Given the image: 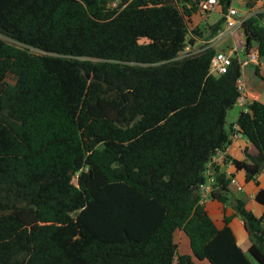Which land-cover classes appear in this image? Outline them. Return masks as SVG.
Masks as SVG:
<instances>
[{
    "label": "trees",
    "instance_id": "trees-1",
    "mask_svg": "<svg viewBox=\"0 0 264 264\" xmlns=\"http://www.w3.org/2000/svg\"><path fill=\"white\" fill-rule=\"evenodd\" d=\"M200 1L0 0V264H195L176 254V230L199 260L264 264V210L231 197L232 176L212 166L210 198L240 217L247 252L200 203L234 126L254 152L224 160L246 181L264 167V104L226 126L237 61L213 76L214 48L178 59L190 34L223 25L190 27ZM262 19L242 27L259 58Z\"/></svg>",
    "mask_w": 264,
    "mask_h": 264
},
{
    "label": "crops",
    "instance_id": "crops-1",
    "mask_svg": "<svg viewBox=\"0 0 264 264\" xmlns=\"http://www.w3.org/2000/svg\"><path fill=\"white\" fill-rule=\"evenodd\" d=\"M218 20L219 16L215 22L207 24L213 25ZM228 44L229 41L224 42L221 45H216L215 51L224 49ZM241 79L244 84L243 97L246 102L251 103L253 101H258L264 104V58H259V65L257 67L255 66L245 68ZM239 113H237L233 124L236 123ZM246 148L250 150V153L254 152L250 147L248 140L236 132L235 135L230 139V144L226 151L216 155V161L213 166L218 168L219 172L225 173L226 177L232 176V178L235 180V184H229L228 187L231 197L242 200L245 204V208L248 211H251L256 217H260L264 208L255 202V195L259 189L264 191V167L262 168L261 173L256 177V182L246 181L243 171H236L231 162H226L224 160L225 157H230L238 161H244V150ZM238 188H240V190H238ZM214 203H217L218 206ZM202 204L218 229L224 227L225 218L229 220L228 227L231 229L236 239L237 245L243 252H247L251 243L244 229L242 220L235 213V210L232 208V206L229 204H222L211 198L205 200ZM174 243L176 245L177 255H189L192 257V260L195 264H210L208 261L199 260L192 255L189 239L183 231H175Z\"/></svg>",
    "mask_w": 264,
    "mask_h": 264
},
{
    "label": "built area",
    "instance_id": "built-area-1",
    "mask_svg": "<svg viewBox=\"0 0 264 264\" xmlns=\"http://www.w3.org/2000/svg\"><path fill=\"white\" fill-rule=\"evenodd\" d=\"M237 2L239 7L234 6ZM121 1H114L110 4L111 8H116ZM250 0H231V3L222 12L216 0H202L197 5V11L204 18L208 19L212 13H216L219 19L223 20V25L214 38L206 41L200 37L190 34L183 50L179 53L178 59L195 55L207 48H214L216 45L229 41V44L222 50H216L209 63V74L219 76L226 72L227 68L236 60L240 66L241 77L237 81V89L240 94L236 104L240 107V111L248 112L250 102H246L243 97L244 84L242 74L247 67H257L259 65V54L255 44L247 45L243 34V24L249 18L258 14H263L261 24L264 26V0H255L251 6H248ZM126 3L122 6L125 7ZM237 127L234 126L235 135ZM216 157V156H215ZM213 157L209 167L205 173V181L199 186L200 203L210 198L215 185V177L212 166L216 161ZM230 184H235V180L231 178ZM240 190V188H238Z\"/></svg>",
    "mask_w": 264,
    "mask_h": 264
},
{
    "label": "rangeland",
    "instance_id": "rangeland-1",
    "mask_svg": "<svg viewBox=\"0 0 264 264\" xmlns=\"http://www.w3.org/2000/svg\"><path fill=\"white\" fill-rule=\"evenodd\" d=\"M234 6L239 7V5L237 4L236 1L234 2ZM217 17H218V15L216 13H212L210 15V17L208 19H206L203 16H201L200 13H196L191 18L192 21H191L190 27H196V26L202 27V26L206 25L207 23L211 24L217 20ZM204 28H206V27H204ZM203 31H204V33H203L204 36L208 35V33H209L208 29L207 30L204 29ZM7 80H8V82L13 83V80L11 77H8ZM239 111H240V108L238 107L237 104L230 111H228L227 116H226V126L227 127H229V125H232L234 123L235 117H236L237 113H239ZM214 204L218 206L217 203H214Z\"/></svg>",
    "mask_w": 264,
    "mask_h": 264
}]
</instances>
